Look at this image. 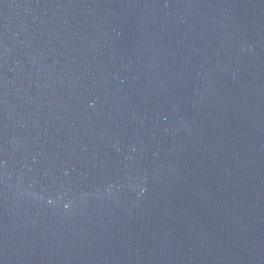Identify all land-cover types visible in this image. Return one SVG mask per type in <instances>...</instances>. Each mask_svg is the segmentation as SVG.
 <instances>
[{"label": "water", "instance_id": "95a60500", "mask_svg": "<svg viewBox=\"0 0 264 264\" xmlns=\"http://www.w3.org/2000/svg\"><path fill=\"white\" fill-rule=\"evenodd\" d=\"M0 264H264V0H0Z\"/></svg>", "mask_w": 264, "mask_h": 264}]
</instances>
